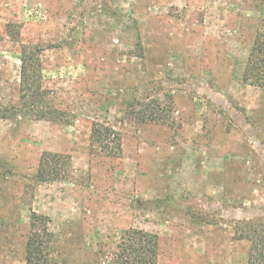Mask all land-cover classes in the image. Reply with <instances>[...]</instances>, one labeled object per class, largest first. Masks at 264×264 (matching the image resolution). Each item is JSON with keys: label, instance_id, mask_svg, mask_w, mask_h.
I'll use <instances>...</instances> for the list:
<instances>
[{"label": "rangeland", "instance_id": "1", "mask_svg": "<svg viewBox=\"0 0 264 264\" xmlns=\"http://www.w3.org/2000/svg\"><path fill=\"white\" fill-rule=\"evenodd\" d=\"M259 32L264 0H0L1 112L19 104L22 46L41 48L59 112L0 118V264H25L32 212L67 264L109 261L129 229L159 237L158 264H248L237 227L264 222V89L243 73ZM95 123L117 156L92 145ZM46 152L70 156L66 180L37 181Z\"/></svg>", "mask_w": 264, "mask_h": 264}, {"label": "trees", "instance_id": "2", "mask_svg": "<svg viewBox=\"0 0 264 264\" xmlns=\"http://www.w3.org/2000/svg\"><path fill=\"white\" fill-rule=\"evenodd\" d=\"M41 48L22 46L19 87V104L1 112V119L25 118L39 121H56V110L46 103L47 93L42 89ZM243 82L264 89V32L256 35L244 73ZM43 106L45 109H43ZM92 145L102 152L117 156L122 149L119 134L110 126L93 124ZM72 160L70 156L46 152L42 155L37 181L50 183L66 180L70 175ZM48 217L35 212L30 216V231L25 248V264H67L62 260L57 236L50 230ZM238 239L252 244L248 264H264V222L256 220L241 221L237 227ZM160 252L159 237L138 229L123 232L117 251L108 261L104 256L101 264H158Z\"/></svg>", "mask_w": 264, "mask_h": 264}]
</instances>
